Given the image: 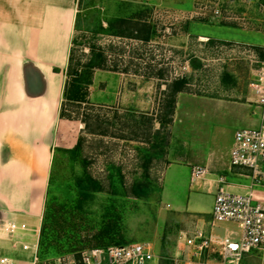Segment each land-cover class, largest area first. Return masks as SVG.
I'll return each instance as SVG.
<instances>
[{
	"label": "rangeland",
	"instance_id": "1",
	"mask_svg": "<svg viewBox=\"0 0 264 264\" xmlns=\"http://www.w3.org/2000/svg\"><path fill=\"white\" fill-rule=\"evenodd\" d=\"M76 6L75 55L85 58V43H96L107 54V67L94 70L88 101L68 106L69 118L59 121L38 242V254H46L39 257L79 254L121 238L151 242L159 260H171L180 233L198 225L189 211L201 212L211 233L238 239L236 222L213 220L210 212L218 175L237 192L251 181L228 167L235 131L259 118L253 83L264 61L253 46L264 47V5L76 0ZM99 24L109 25L107 31ZM181 76L189 83L160 134L168 144L151 147L147 138L159 122L150 130L147 119L140 120L160 112L167 84ZM193 165H206L210 173L192 182ZM85 173L99 190L90 189ZM238 264H264V252L251 250Z\"/></svg>",
	"mask_w": 264,
	"mask_h": 264
},
{
	"label": "crops",
	"instance_id": "2",
	"mask_svg": "<svg viewBox=\"0 0 264 264\" xmlns=\"http://www.w3.org/2000/svg\"><path fill=\"white\" fill-rule=\"evenodd\" d=\"M76 8V0H0V223L28 226L0 230V258L11 264H30L22 244L39 242ZM189 212L204 228L203 214Z\"/></svg>",
	"mask_w": 264,
	"mask_h": 264
},
{
	"label": "built area",
	"instance_id": "3",
	"mask_svg": "<svg viewBox=\"0 0 264 264\" xmlns=\"http://www.w3.org/2000/svg\"><path fill=\"white\" fill-rule=\"evenodd\" d=\"M253 86L259 118L256 124L235 131L228 167L231 171L240 170V174L250 178V184L244 192L233 191L225 176L218 175L210 212L213 220L236 222L240 236L236 239L228 233H207L200 225L191 232L182 231L178 237L181 251L171 257L175 264H238L251 250L264 252V189L258 188L264 183V63ZM209 173L206 165H193L191 181L198 183ZM0 230L13 235L17 231H27L28 226L3 221ZM22 249L30 252V264H155L160 258L148 241L96 246L79 254L59 255L51 259L39 257L38 242L32 246L24 243ZM0 263L11 264L7 257L0 258Z\"/></svg>",
	"mask_w": 264,
	"mask_h": 264
},
{
	"label": "trees",
	"instance_id": "4",
	"mask_svg": "<svg viewBox=\"0 0 264 264\" xmlns=\"http://www.w3.org/2000/svg\"><path fill=\"white\" fill-rule=\"evenodd\" d=\"M261 4L264 5V0H259ZM117 21H121L122 19H116ZM77 23L75 22V25ZM109 25L107 27H103L101 24H99V28L101 30L107 31ZM149 35H144L143 39L147 40ZM72 44H80L79 40L76 37H73ZM87 44V47L89 48V51L87 52V55H85V58L81 56L75 55L74 47L71 46L67 61V67H66V80L63 87L62 92V102L59 109V119L69 118L67 115L68 106L75 105V104H82L83 102L88 101V94H89V86L92 84L93 81V73L95 69H105L107 67V54L105 51L96 45V43H85ZM256 50L259 60L264 61V47L255 45L253 46ZM191 64L194 66V61L191 62ZM189 83V79L187 76H181L178 78H174L167 84V88L164 91L165 92V99L164 102L161 104L160 112L153 116L151 114L149 117H142L143 119L140 120L142 123H144V118L147 119L148 123V129L152 130L154 126V120H157L159 122V128L155 129L150 136L147 138V142L150 144L151 147H160L163 148L168 144L167 141V135H160L162 132V129L167 126L171 122L172 114L175 109V102H176V95L179 92H183L186 88V86ZM135 112L129 111L127 115L130 118H135ZM167 130V129H166ZM81 146V140L78 139L76 143L74 144L72 148V152L75 154L77 151L80 150ZM85 178L90 183L91 190H99L100 185L97 183L96 180L90 176L89 173H85ZM134 189L136 190L137 194L141 193V188L139 183H134L133 185ZM114 244H125L124 240L121 238L117 239ZM44 258L46 252H41L39 255H41ZM158 264H175L170 259H160L158 261Z\"/></svg>",
	"mask_w": 264,
	"mask_h": 264
}]
</instances>
